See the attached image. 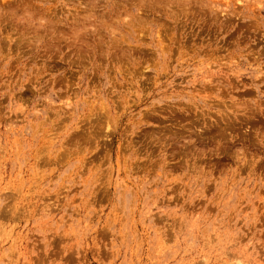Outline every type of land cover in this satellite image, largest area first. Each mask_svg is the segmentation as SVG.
I'll list each match as a JSON object with an SVG mask.
<instances>
[{"label":"rangeland","instance_id":"rangeland-1","mask_svg":"<svg viewBox=\"0 0 264 264\" xmlns=\"http://www.w3.org/2000/svg\"><path fill=\"white\" fill-rule=\"evenodd\" d=\"M0 264H264V0H0Z\"/></svg>","mask_w":264,"mask_h":264}]
</instances>
